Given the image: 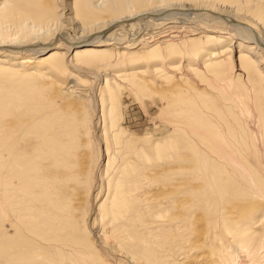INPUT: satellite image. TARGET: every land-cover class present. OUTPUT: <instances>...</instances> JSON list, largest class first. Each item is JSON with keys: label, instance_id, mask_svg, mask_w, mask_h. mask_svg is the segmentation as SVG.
I'll use <instances>...</instances> for the list:
<instances>
[{"label": "bare ground", "instance_id": "obj_1", "mask_svg": "<svg viewBox=\"0 0 264 264\" xmlns=\"http://www.w3.org/2000/svg\"><path fill=\"white\" fill-rule=\"evenodd\" d=\"M62 1L52 7L53 1L0 0V74L48 92L50 102L59 96L73 100L67 105L78 109L76 126L85 128L96 148L88 180H77L90 167L79 152L67 166L49 168L48 218L79 230L92 218L98 258L111 257L113 264H264V99L255 103L264 91V1L87 0L93 15L98 1L110 11L87 27L66 16ZM220 15L249 28L234 34L218 21ZM257 23L263 31L257 32ZM141 59L148 61L144 67L136 62ZM228 72L232 78H222ZM209 79L224 81L221 89L235 84L243 90L251 102L249 118L239 120L245 111L240 100L232 98L235 105L229 106ZM127 87L181 96L164 112L172 116L170 136L153 142L150 151L121 134L115 103ZM99 94L107 107L100 114ZM115 127L120 131L113 133ZM6 130L14 131L4 123L1 145ZM71 147L76 150L77 142ZM0 204L12 227V215ZM11 257H0V264H48ZM80 257L90 264L94 256Z\"/></svg>", "mask_w": 264, "mask_h": 264}, {"label": "rangeland", "instance_id": "obj_2", "mask_svg": "<svg viewBox=\"0 0 264 264\" xmlns=\"http://www.w3.org/2000/svg\"><path fill=\"white\" fill-rule=\"evenodd\" d=\"M25 1L28 3L53 1V6L51 2L50 5L52 7L58 6L57 0ZM263 1L264 0H262V2ZM62 2L59 3L60 7L62 8L65 6V8L68 9V11H64L65 14H69L66 16L75 19L79 27L90 26L98 17L110 14V11L105 9L108 5L103 6L100 4V1L94 2V6L97 5L95 15L91 14L87 9V0H63ZM98 4H100L101 7ZM260 4H257V6ZM227 6L233 7L234 5L228 4ZM262 7L264 8V6ZM61 8H58V14ZM252 13L255 14L254 10ZM252 13L251 15H253ZM213 17L217 19L216 15ZM214 18L212 19L216 20ZM231 18L233 20H231ZM218 21L223 22L225 27H230L229 29L232 28L231 30L235 32L234 34H236L237 30L240 28L245 30V26H247L245 24L244 26L241 21L239 23V21L231 15L229 17L220 15V17L218 16ZM252 21H255V24L258 22L256 19ZM62 22L64 23L63 25H66L64 19ZM258 25L259 26H255L257 32L263 31L261 30L262 25ZM250 28L254 29V27ZM137 61L141 62L138 64L142 65L141 67H144L148 63V61L144 59L136 60V62ZM134 62L135 61H131L129 64L131 65L133 63L132 65H134ZM88 63H91V60L90 62L88 61ZM178 64L179 60H176L174 65L178 66ZM159 65H162V63H159ZM195 68H198L197 71L199 72L202 71L200 67L195 66ZM165 72L167 71L165 70ZM180 73L184 74L182 69ZM223 77L226 80L232 78L231 72L224 73L222 78ZM93 81L95 80L93 79ZM208 81L212 82L210 83L211 90H214L217 96L219 94L222 100L228 103L229 106L235 105L232 98H235L236 101L240 100L245 111L246 108L248 109L247 106L251 105L250 100L243 95V90L232 87L236 86L235 84L231 85V87L227 86L226 88H228V91H226V88H224L226 85L224 81L218 83L214 80L211 81V79ZM22 82L23 81L20 80L16 81V79H9L6 75L0 74V130H2L4 123H8L9 127H13L14 130L13 132H8L6 130L7 132L4 134V137L2 136L6 143L4 145L0 144V203L4 202L6 208L13 217L11 222L13 226L10 227V221L5 220L4 217L1 216L2 208L0 204V233H2L0 234V257L4 256L7 258L9 255H12L9 260L12 259L13 262L16 263H20L22 257H28L32 259L33 262L40 259L41 261L45 260V263L48 264H89L82 262L80 259L81 255L84 256L89 252L94 256L90 264H113V259H111V257L107 259L103 256L104 259H107L106 262L99 259L97 247L93 244V238L91 237V230L96 227L92 218L86 219L87 225L85 228L82 227L83 229H69L64 225V222L61 223L57 222L54 218H52V220L48 218L50 216V213L48 214L50 208L49 205L44 203L46 193L44 189L47 187L48 176H50L49 172L50 170H56L53 166L59 167L63 164L67 166V160L75 157V154L78 152V155H87V159L90 161L88 172L84 177L82 175L77 179L78 181H80V179L82 181V178L88 180V173L91 174L92 168L96 165L97 155L94 144L89 143V137H86L83 133L85 132V128H81L80 125H78L79 127L76 126L77 120L79 119L77 118L78 112L76 111L78 109H73L74 106L68 108L67 104L70 103L71 100L68 101L64 97H56L50 102L46 97L48 96V92L44 93L40 91V93L36 88H29V86L27 88ZM222 84L224 85L223 89H221L222 86H220ZM123 91V94L121 93L122 95L115 103V106L119 108L121 117L120 128L123 130H121V134L128 135L129 138L132 139V142L134 141L133 143H135V145H144L143 147L147 151H150L149 147H151L153 142L161 143L164 140L166 141L171 132V126L169 125H171L170 118H172V116L166 113L164 114V112H166L167 104L170 101L174 102L181 98V96H178L177 93L174 94V92L172 94L173 90L170 91V93L167 92L169 94H166L154 88L146 90L141 87L133 89L127 87ZM185 96L188 97L190 95ZM262 96L263 98L260 99ZM98 97L100 102V114L102 108L106 110L105 108L107 107L104 97L100 94ZM168 98L169 100H167ZM255 99L257 100L255 103L257 102V106H259L263 102L264 91L261 93L259 92ZM72 102L73 100L71 103ZM252 107H254V101ZM240 109L243 110V108ZM244 112L239 113V120L242 122L251 115L248 114V116L247 111L245 112L246 114ZM240 114L242 116H240ZM242 117H244V119ZM100 125L99 122L98 127L101 128ZM116 130L120 131L118 127H115L113 133L117 132ZM72 141L78 144L76 150L71 149ZM143 141H146V143ZM80 144L82 145L81 147ZM22 145H24V148L21 147ZM126 151L127 149H122V151L118 152L120 155L124 156ZM10 152L12 157L9 155ZM88 156L90 158H88ZM94 157L95 162L93 160ZM127 158H129L128 162L130 161L131 164L135 163L133 155H129ZM106 161V157L103 156L99 167L102 173H104ZM74 169L75 168H71L69 171L71 172L73 170V174H75L77 167L75 170ZM133 169L134 168L130 166L129 172L131 173ZM78 170H80L79 166ZM101 171H99V173ZM154 171L158 170L156 169ZM78 173H80V171H78ZM1 183H3V186H1ZM54 213L56 215L61 214L59 211ZM32 216L34 219L29 218ZM36 217H41L42 220L39 219L37 222L35 221ZM236 232H239V235L242 233V231ZM87 234H90V239L85 237ZM78 252L81 255H79Z\"/></svg>", "mask_w": 264, "mask_h": 264}]
</instances>
